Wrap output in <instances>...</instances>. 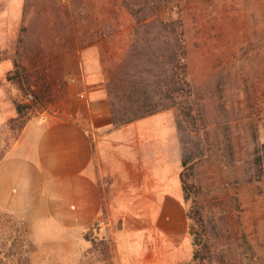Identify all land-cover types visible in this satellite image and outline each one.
Listing matches in <instances>:
<instances>
[{"label":"rangeland","instance_id":"rangeland-1","mask_svg":"<svg viewBox=\"0 0 264 264\" xmlns=\"http://www.w3.org/2000/svg\"><path fill=\"white\" fill-rule=\"evenodd\" d=\"M18 28L4 39L0 60L11 66L0 64V77L5 70L7 80L32 75L51 86L50 101L16 118L12 100L33 98L9 80L0 159L22 123L58 103L71 106L70 83L84 87L83 60L103 74L106 91L124 63L128 78L149 83L153 100L167 103L162 88L172 72L170 45L184 32L196 120H185L178 106L161 111L175 122L181 161L192 165L197 189L188 198L183 192V201L187 213L194 202L200 206L211 253L204 262L194 260L190 234L170 245L148 242L132 221H169L159 205L146 211L145 198L144 210L140 199L127 212L126 226L120 218L101 219L72 229L73 242L63 243L55 229L38 233L0 205V264H264V0H25ZM113 91L117 107L129 104L126 92Z\"/></svg>","mask_w":264,"mask_h":264},{"label":"crops","instance_id":"crops-1","mask_svg":"<svg viewBox=\"0 0 264 264\" xmlns=\"http://www.w3.org/2000/svg\"><path fill=\"white\" fill-rule=\"evenodd\" d=\"M24 3L0 0V50L5 37L16 36ZM83 62L84 87L70 83L71 106L60 109L58 103L29 118L0 159V205L23 216L38 233L55 229L52 235L63 243L73 242L72 229L101 219L120 218L126 226L131 221L127 212L140 199L144 206L145 198L143 210L159 205L169 221L160 225L162 216L154 224L132 221L144 228L148 242L170 245L179 235L188 240L174 120L159 111L115 127L105 78ZM5 72L0 77V123L9 84ZM11 88L16 96L18 89ZM161 195L162 202H155ZM176 209H181L178 217Z\"/></svg>","mask_w":264,"mask_h":264},{"label":"trees","instance_id":"trees-1","mask_svg":"<svg viewBox=\"0 0 264 264\" xmlns=\"http://www.w3.org/2000/svg\"><path fill=\"white\" fill-rule=\"evenodd\" d=\"M184 32L180 30L174 42L170 45L169 59L172 64L171 75L166 79L165 85L162 88L164 91L163 100L167 103H158L153 100L148 87L149 83L142 79H130L127 77V71H123V64L120 63L117 69L113 72L108 86V97L110 98L111 119L115 127L132 122L134 120L152 115L169 107L178 106L181 109L182 117L195 123L196 115L193 111V106L190 103L192 98V87L187 79V46L184 40ZM9 80H14L20 85V89L25 96H32L31 101H19L13 99V104L16 109V118H24L29 110L38 105L43 107L50 101L49 95L51 86L48 83H43L39 80H34L32 75H23L20 73L8 77ZM121 89L127 93L129 104L117 107L116 96L113 89ZM26 121L21 124L24 127ZM259 162L261 157L258 158ZM183 170L179 177L182 183L185 198L195 191L196 186L191 181L192 165L189 164L188 158L182 159ZM196 199V197H194ZM188 217L191 220L189 226V234L192 238L193 259L204 262L210 256V245L207 238V225L205 217L198 203L194 202L189 210Z\"/></svg>","mask_w":264,"mask_h":264},{"label":"built area","instance_id":"built-area-1","mask_svg":"<svg viewBox=\"0 0 264 264\" xmlns=\"http://www.w3.org/2000/svg\"><path fill=\"white\" fill-rule=\"evenodd\" d=\"M28 97H31V95H29Z\"/></svg>","mask_w":264,"mask_h":264}]
</instances>
